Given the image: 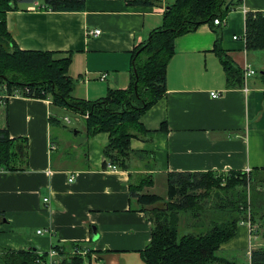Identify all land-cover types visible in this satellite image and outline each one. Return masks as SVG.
<instances>
[{
  "label": "crops",
  "instance_id": "crops-1",
  "mask_svg": "<svg viewBox=\"0 0 264 264\" xmlns=\"http://www.w3.org/2000/svg\"><path fill=\"white\" fill-rule=\"evenodd\" d=\"M174 1L86 0L81 11L21 5L7 12V28L21 49L71 56L73 96L97 100L110 89L129 86L133 49L162 25L163 13ZM248 11H264V0H243L230 10L220 25L222 49L242 72L250 64L255 74L246 82L243 76L242 86H231L236 82L226 76L209 24L179 35L167 66V91L141 117L148 139L131 140L135 155L130 169L104 168L109 133L89 136L86 124L68 128L58 116L62 106L51 97L1 94L0 129L7 128L12 138L27 137L29 156L23 170L0 169V264H7L4 255L10 251L47 253L58 244L66 255L77 244L90 248L94 257L84 258V264H147L141 251L151 239L152 221L131 194L136 174L152 175L146 192L158 194L160 185L168 192L172 171L264 168V50L247 49ZM89 29L101 33L89 36ZM258 57L260 75L254 64ZM75 113L80 122L82 115ZM53 124H59L56 130ZM251 249L250 230L239 225L219 253L241 264L239 256L247 250L250 264Z\"/></svg>",
  "mask_w": 264,
  "mask_h": 264
},
{
  "label": "trees",
  "instance_id": "trees-1",
  "mask_svg": "<svg viewBox=\"0 0 264 264\" xmlns=\"http://www.w3.org/2000/svg\"><path fill=\"white\" fill-rule=\"evenodd\" d=\"M36 1L39 0H0V86L5 85L10 94L20 90L28 97H51L58 106L88 114L85 121L89 136L101 131L110 135L103 150L104 168L110 163L130 169L135 155L132 138L148 139L141 117L167 91V66L179 35L209 24L216 32L215 48L222 55L226 76L230 83L236 82L231 86L243 85V72L223 54L221 26L214 23L215 18L226 19L243 0H232L227 8L231 0H175L166 7L162 25L133 49L129 86L110 89L97 100L73 96L75 80L68 75L71 56L56 58L53 51L24 50L12 37L7 28V12ZM129 2L154 5L158 0ZM41 6L54 11H81L85 10L86 0H44ZM245 23L247 49L264 50V11H248ZM28 156L27 137L12 138L7 128L0 129V169L23 170ZM229 172L226 179L223 173L212 171H172L168 173L167 199L158 194H142L144 185L152 183V175L131 185V194L143 201L141 209L152 221L151 239L141 251L147 264H237L219 253L221 244L237 234L249 209L251 221L257 227L264 226V212H260L264 192L253 191L249 197L247 191L236 188L239 177L247 173ZM253 174L256 183L264 181L263 173ZM53 248L63 254L61 264H84L83 257L64 254L61 245ZM46 256L35 248L19 249L6 253L4 260L7 264H43L40 260ZM251 264H264V247L251 250Z\"/></svg>",
  "mask_w": 264,
  "mask_h": 264
},
{
  "label": "rangeland",
  "instance_id": "rangeland-1",
  "mask_svg": "<svg viewBox=\"0 0 264 264\" xmlns=\"http://www.w3.org/2000/svg\"><path fill=\"white\" fill-rule=\"evenodd\" d=\"M43 1L44 0L36 1L32 5V9H36V10L42 9L43 7L41 5H42ZM256 60H257L256 63H254L256 65L255 67L257 68L256 74L260 75V73H261L260 60L261 59H260V57H258ZM0 92H1L0 93V97H1V94L3 95V93L8 92V90H6L3 86H0ZM0 105H2L3 106L2 109H4L5 98H0ZM57 107H60V106L57 105ZM56 109H57L56 107L53 109V113H57ZM59 111H61L60 115H58L61 119V122L67 124L68 128L70 127L72 129H75L76 127H78V129H79L80 126H82L83 124H86V121L84 120L87 118V117H85L86 114L85 115L81 114L82 116H80V117H83V119H80V122H78L79 121V115L78 116L76 115V113H75L76 111L71 110L67 107H65V108L60 107ZM58 126H59V124H53L54 130H56L58 128ZM70 137L72 139H74L73 136H70ZM245 172L247 173L245 176L244 175H242V176L238 175V176H240L239 179L241 181H240V183H238L236 188L239 190L247 191L249 197H250V193L253 194V191L264 192V181L256 183L254 181V174H253L255 172V173H257L258 176L260 175L258 173H263L261 175H264V171H259V172L253 171L252 172V170H248ZM145 175H147V174L146 173L145 174L139 173V174H136L135 177L137 178V181L139 182V180L141 178H145ZM222 176H223V178L227 179L230 176V172L229 171L224 172ZM134 178L132 177V179L136 181V178L135 179ZM159 182L161 183L160 180H159ZM223 182H225V179L223 180ZM150 186H152V183L151 184H145L143 189H142V194H149V195L156 194L155 192H152V191H155V189H150L149 192H146L147 188H149ZM165 190H166V185H160L157 188L156 192H158V194H162V195L164 194L163 197L165 199H167L168 192H165ZM137 202L139 204V207H143V205H142L143 201H139L137 199ZM145 203L147 205L146 206L147 208L151 207L148 205V202H146V200H145ZM260 212L261 213L264 212V206L260 207ZM250 213H251V210L249 209L248 218L246 220H242L240 222V225H247V227L249 228V230H250V247H252V249H254V247H257V248L264 247V226L263 227H261V226L257 227V225L251 221V219H250L251 214ZM249 222H250V224H249ZM246 251L247 250H244L239 256L240 259L242 258L240 261L241 264H247L246 262L248 261V258H247V252ZM221 254H225V253L221 252ZM237 256H238V254H237ZM229 257H232V255H230ZM250 259H251V255H250ZM85 264H87V263H85ZM250 264H251V260H250Z\"/></svg>",
  "mask_w": 264,
  "mask_h": 264
},
{
  "label": "built area",
  "instance_id": "built-area-1",
  "mask_svg": "<svg viewBox=\"0 0 264 264\" xmlns=\"http://www.w3.org/2000/svg\"><path fill=\"white\" fill-rule=\"evenodd\" d=\"M225 19H220V18H215L214 19V23L216 25H222L224 23ZM101 33V29H89L88 30V35H98ZM237 36H235L236 38ZM243 76H244V80L245 82L249 79L250 76L255 74V70L250 66V64H246L244 67V71H243ZM107 76V72H104L101 74V79H105ZM6 89V86H3ZM7 90V89H6ZM12 95H21L24 96V94H22V92H20V90H16L13 93L10 94V92H6L5 94H3L2 96L4 97H10ZM211 95L213 97H219L220 94L218 92H211ZM85 117H88V115L86 114ZM118 167L114 164H108L107 169H117ZM71 180V179H70ZM44 202H49V197H45L44 198ZM250 224V222H249ZM43 230H39L38 232L41 233ZM73 256H77V257H83V258H93L94 254H92V250H90V248H88L87 246H80L79 244H77L71 251L70 253ZM63 259V254L55 249L52 248L50 251L47 252V256L46 259L43 260L41 259L40 262L43 264H61V261Z\"/></svg>",
  "mask_w": 264,
  "mask_h": 264
},
{
  "label": "water",
  "instance_id": "water-1",
  "mask_svg": "<svg viewBox=\"0 0 264 264\" xmlns=\"http://www.w3.org/2000/svg\"><path fill=\"white\" fill-rule=\"evenodd\" d=\"M231 2L232 0L227 3L226 8L230 6Z\"/></svg>",
  "mask_w": 264,
  "mask_h": 264
}]
</instances>
